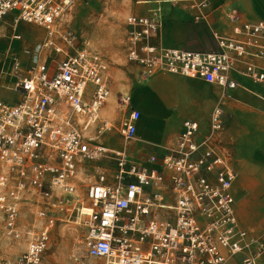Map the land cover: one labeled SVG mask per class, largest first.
Segmentation results:
<instances>
[{"label": "built area", "instance_id": "obj_1", "mask_svg": "<svg viewBox=\"0 0 264 264\" xmlns=\"http://www.w3.org/2000/svg\"><path fill=\"white\" fill-rule=\"evenodd\" d=\"M74 1L0 0V23L11 20L0 89L19 96L15 103L0 97V227L17 239L28 196L39 223L12 264H40L56 214L76 210L78 218L82 207L90 209L81 214L86 264H264V229L252 235L241 226L238 175L213 143L224 128L222 108L213 109L207 137L198 141L199 125L186 120L174 150L149 155L147 166L102 146L113 129L98 118L110 96L108 66L62 24ZM153 4L146 16L125 18V57L143 80L159 73L199 79L221 88L223 98L238 87L231 74L264 85V21L236 23L232 11V36L213 34L216 51L164 48L151 42L162 27L160 3ZM22 23L41 30L43 41L16 45ZM122 102L118 134L127 143L141 113L129 96ZM89 176L93 182L82 186Z\"/></svg>", "mask_w": 264, "mask_h": 264}, {"label": "crops", "instance_id": "obj_2", "mask_svg": "<svg viewBox=\"0 0 264 264\" xmlns=\"http://www.w3.org/2000/svg\"><path fill=\"white\" fill-rule=\"evenodd\" d=\"M154 2L160 3L162 27L151 42L164 48L216 51L213 34L232 36L235 23L228 18L232 11L237 13L236 23L264 21V0H134L129 15L146 16ZM231 76L238 87L223 98L221 88L202 80L155 74L130 97V106L144 117L137 124L135 138L127 143L121 140L118 129L123 118L117 128L112 100L113 119L109 118V123H115L101 142L112 137L113 143L107 141V145L125 150L132 161L147 166L149 155L161 156L174 150L186 120L199 125L198 141L207 137L209 125L203 131L200 116L210 120L213 109L222 108L224 128L213 136V143L238 175L233 188L236 212L247 230L256 228L255 214L264 215V85L237 74Z\"/></svg>", "mask_w": 264, "mask_h": 264}, {"label": "rangeland", "instance_id": "obj_3", "mask_svg": "<svg viewBox=\"0 0 264 264\" xmlns=\"http://www.w3.org/2000/svg\"><path fill=\"white\" fill-rule=\"evenodd\" d=\"M134 0H75L73 8L63 17L62 24L70 28L77 36L98 55L108 66V86L111 94L106 106L101 110L103 116L113 119L116 117L115 126L124 117L127 107L122 99L130 96L144 82L137 66L129 64L125 57L127 28L125 18L129 15ZM0 23V51L6 48L8 38L11 35L9 17ZM22 40L19 45L22 48H33L44 39L41 30L33 25H21ZM91 89V86H89ZM0 97L8 103H15L19 96L13 92L0 89ZM103 111V112H102ZM199 117V116H198ZM144 119L142 116L141 119ZM201 129L206 131L209 125L207 117L200 116ZM114 123H111L114 125ZM225 119V128H226ZM111 145V144H109ZM119 144H117L118 146ZM93 176L83 179L82 186L93 182ZM86 190L80 192L84 197ZM34 196H28L27 202L22 205L19 213L18 227L22 234L20 240L8 237L0 227V263H13L25 250V231L38 226L35 214L38 210ZM49 245L42 256L40 264H86L88 262L83 243L85 233L82 225L76 224L77 212H58ZM253 224L256 228L247 229L252 235L259 234L264 229V215L255 214ZM83 220V217H82ZM73 235V236H72Z\"/></svg>", "mask_w": 264, "mask_h": 264}, {"label": "bare ground", "instance_id": "obj_4", "mask_svg": "<svg viewBox=\"0 0 264 264\" xmlns=\"http://www.w3.org/2000/svg\"><path fill=\"white\" fill-rule=\"evenodd\" d=\"M174 0H170V2H173ZM165 2H166V0H165ZM131 98H130V96H129V100H130ZM109 100V98L106 100V102ZM106 102H105V104H106ZM104 106V105H103ZM102 106V107H103ZM103 108H101L100 109V111H99V114H98V118H99V120H103V121H105L106 122V124H107V127H112V126H114V125H112L111 123H109V120H111V119H109V118H107V117H105V116H103V113H101V110H102ZM103 112V111H102ZM115 112V111H114ZM103 118V119H102ZM105 119V120H104ZM111 122V121H110ZM107 141L108 142H112L113 143V140H112V137L110 138V137H108L106 140H105V142L102 144V146L104 147V148H107V149H109V150H115V147H112V146H109V145H107ZM115 144V143H114ZM116 151V150H115ZM79 178L81 179V177L79 176ZM81 211V213H79L80 214V216L78 215V219H77V222H76V224H79V225H82V218H81V214L83 215V214H85V213H89L90 212V209L89 208H87V207H82L81 209H79V212ZM18 225V224H17ZM3 230H4V233L8 236V232H6L5 231V229L3 228ZM33 228H29L28 229V231H25L24 233H25V236H26V241H27V239H28V237H29V239L32 237V236H34L33 235ZM21 236H22V234H21V232H20V229H19V227L17 228V231H16V233H15V238H17V239H15V240H20L21 239ZM73 236V235H72ZM9 237V236H8ZM26 241H25V243H26ZM25 247H26V244H25ZM42 260V259H41ZM42 264V263H41Z\"/></svg>", "mask_w": 264, "mask_h": 264}]
</instances>
